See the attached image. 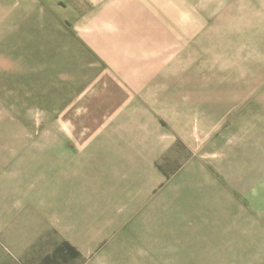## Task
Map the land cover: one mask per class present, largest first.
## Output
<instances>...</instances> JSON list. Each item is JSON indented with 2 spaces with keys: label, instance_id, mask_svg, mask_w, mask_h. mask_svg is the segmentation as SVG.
<instances>
[{
  "label": "rangeland",
  "instance_id": "rangeland-1",
  "mask_svg": "<svg viewBox=\"0 0 264 264\" xmlns=\"http://www.w3.org/2000/svg\"><path fill=\"white\" fill-rule=\"evenodd\" d=\"M126 1L0 0V264H264V0Z\"/></svg>",
  "mask_w": 264,
  "mask_h": 264
},
{
  "label": "crops",
  "instance_id": "crops-1",
  "mask_svg": "<svg viewBox=\"0 0 264 264\" xmlns=\"http://www.w3.org/2000/svg\"><path fill=\"white\" fill-rule=\"evenodd\" d=\"M130 1H135V2H133V5L130 6V8H128L127 6H125L123 4L116 6V9H118V10H115L113 14L109 15L110 17L109 16L107 17L109 20L107 21V24L104 21V25L111 27V26H117L119 22H122V23L128 24L130 26V24L131 25L134 24L135 18L137 20H139V22H141V20L139 18L142 16H145V15H140V14H147L148 15L149 13H147V12H149V11L151 14L153 13L151 1L147 0L148 3H146L149 10L143 9L140 2H136V1H140V0H130ZM126 2H128V0ZM118 17H120V18H118ZM137 17H139V18H137ZM141 24H142V22H141ZM126 34H129V33L126 31ZM94 48L96 49L97 47L94 46ZM102 48H105V47L103 46Z\"/></svg>",
  "mask_w": 264,
  "mask_h": 264
}]
</instances>
